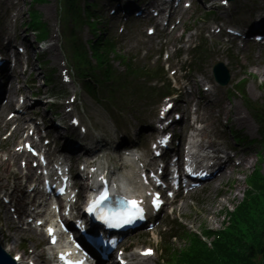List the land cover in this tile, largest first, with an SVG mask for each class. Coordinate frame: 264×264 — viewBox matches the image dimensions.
<instances>
[{"label": "rangeland", "instance_id": "374dc122", "mask_svg": "<svg viewBox=\"0 0 264 264\" xmlns=\"http://www.w3.org/2000/svg\"><path fill=\"white\" fill-rule=\"evenodd\" d=\"M40 12L47 14L49 11L44 6L43 7L40 6ZM263 65L264 64H262L261 66H257L253 70V74L256 76L258 82H261V80L264 81V76L257 73L258 71L261 70ZM262 84H264V82ZM43 92H47V89L43 88ZM37 105L38 104H35L34 108H36ZM233 107H234V102L232 101L231 102L232 111H233ZM95 110H97V107H95ZM229 124L231 130L239 128L238 124L234 121L233 122L230 121ZM245 134L250 136V134L247 133ZM254 151H256V149ZM252 160H254L252 163L249 162V164L245 166L244 169L245 172L242 176L240 175V173L235 172L232 173L231 176L227 175L223 177L215 185L210 195H206L203 198V203L200 207L199 206L197 207L196 203H193L189 200L186 201L185 206L182 208L181 214L187 217V215L194 213L193 223L196 225V227H198L202 222H204L207 224V227H209L210 229L213 230L220 229L222 224V216L219 215V212L223 211L224 208L230 209L233 206V204H235V202H238L242 198V194L246 188V184L244 182V178L246 177L245 175L250 174V172L254 169V164H256L254 152H253ZM262 172L264 174V164L262 165ZM217 185L223 186L222 190L224 195L222 196V198H219L216 195L218 191Z\"/></svg>", "mask_w": 264, "mask_h": 264}, {"label": "trees", "instance_id": "16d2710c", "mask_svg": "<svg viewBox=\"0 0 264 264\" xmlns=\"http://www.w3.org/2000/svg\"><path fill=\"white\" fill-rule=\"evenodd\" d=\"M253 186L255 189L259 190L260 195L264 197V184L260 180H253ZM249 197V201L253 203V198L251 193H247ZM245 206L248 204L245 203ZM258 206L255 204V208ZM237 213L236 216L234 214ZM234 214H227L228 217L232 221L234 219H238L239 223L246 228L250 229L255 225V218L250 215L246 210L242 209L241 206L236 208V212ZM201 234L203 236H208L209 232L205 229V226L201 229ZM237 231L231 230L230 234H223L222 237L215 239L217 242L214 246L213 250L207 248L201 240L194 236L192 241H190L189 250L183 255L180 264H217L218 260H224L225 252L229 251L233 246L240 244L239 240L236 238ZM210 238V236H208ZM247 257V259H242L239 255L233 256L232 259H236L237 262L235 264H255L253 259L255 254L253 250L250 251L248 255H242Z\"/></svg>", "mask_w": 264, "mask_h": 264}, {"label": "snow or ice", "instance_id": "6c2138e0", "mask_svg": "<svg viewBox=\"0 0 264 264\" xmlns=\"http://www.w3.org/2000/svg\"><path fill=\"white\" fill-rule=\"evenodd\" d=\"M107 197V193H104L102 194V196L100 197V199H105ZM99 201H96L95 203H98ZM130 204L132 205L133 209H134V212H135V215L133 214H130L128 217L124 218L122 220V222L124 224H129L133 221V219L135 218H142V210L137 208L136 205H137V202L136 201H130ZM153 206H157L158 207V203L156 201H153ZM89 212L92 211V206L89 207L88 209ZM106 223H112V221L110 220H105ZM119 223L120 221H117L115 224H113V226H119ZM50 233H51V229L49 230ZM147 254H150V253H147ZM77 264H79V262H77Z\"/></svg>", "mask_w": 264, "mask_h": 264}, {"label": "bare ground", "instance_id": "6f19581e", "mask_svg": "<svg viewBox=\"0 0 264 264\" xmlns=\"http://www.w3.org/2000/svg\"><path fill=\"white\" fill-rule=\"evenodd\" d=\"M257 73L260 74V75H263V76H264V67L261 68V70L258 71ZM258 76H259V75H258ZM263 82H264V81H261V82H259V84H256V85H254V86H251V88H248V91H249L250 93H255V92H257V90L260 88V86L262 85ZM173 151H174V150H173ZM14 236H16V234H14Z\"/></svg>", "mask_w": 264, "mask_h": 264}]
</instances>
